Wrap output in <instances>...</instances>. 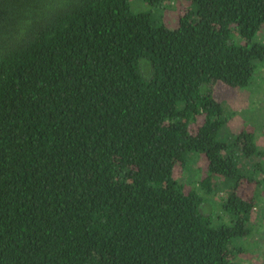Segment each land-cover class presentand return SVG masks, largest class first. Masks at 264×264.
<instances>
[{
    "label": "trees",
    "instance_id": "16d2710c",
    "mask_svg": "<svg viewBox=\"0 0 264 264\" xmlns=\"http://www.w3.org/2000/svg\"><path fill=\"white\" fill-rule=\"evenodd\" d=\"M131 1L0 0V264H234L254 233L264 148L214 93L259 91L264 0Z\"/></svg>",
    "mask_w": 264,
    "mask_h": 264
},
{
    "label": "rangeland",
    "instance_id": "374dc122",
    "mask_svg": "<svg viewBox=\"0 0 264 264\" xmlns=\"http://www.w3.org/2000/svg\"><path fill=\"white\" fill-rule=\"evenodd\" d=\"M132 8L134 10H150L152 5L144 0H132ZM183 4H177L169 15V24L175 26L178 19V10ZM259 82V91L255 90L252 103H250V92L236 90L223 83L217 85L215 89V98L217 101L227 102L236 114L229 123V127L233 132L239 130L242 126H251L256 133V140L259 146L264 148V66L257 72ZM257 88V86H255ZM252 105V109L250 106ZM251 110V111H250ZM250 111V112H249ZM258 174V173H256ZM261 176V175H260ZM258 177V176H257ZM216 191L221 192V186L218 178L215 181ZM217 192L216 198H220ZM258 208L254 214V233L244 239V251L235 259L234 264H264V200L259 202ZM233 264V263H232Z\"/></svg>",
    "mask_w": 264,
    "mask_h": 264
}]
</instances>
